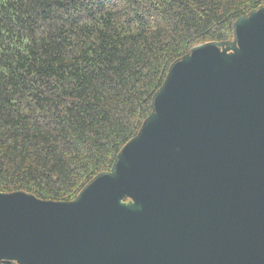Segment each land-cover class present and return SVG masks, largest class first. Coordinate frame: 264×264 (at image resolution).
Masks as SVG:
<instances>
[{
  "label": "water",
  "instance_id": "95a60500",
  "mask_svg": "<svg viewBox=\"0 0 264 264\" xmlns=\"http://www.w3.org/2000/svg\"><path fill=\"white\" fill-rule=\"evenodd\" d=\"M166 72L75 199L0 192V264H264V4Z\"/></svg>",
  "mask_w": 264,
  "mask_h": 264
},
{
  "label": "trees",
  "instance_id": "16d2710c",
  "mask_svg": "<svg viewBox=\"0 0 264 264\" xmlns=\"http://www.w3.org/2000/svg\"><path fill=\"white\" fill-rule=\"evenodd\" d=\"M263 4L0 0V192L75 199L137 134L170 64Z\"/></svg>",
  "mask_w": 264,
  "mask_h": 264
}]
</instances>
